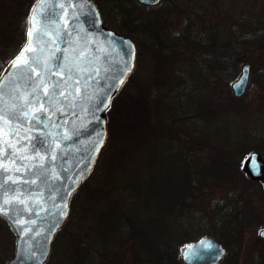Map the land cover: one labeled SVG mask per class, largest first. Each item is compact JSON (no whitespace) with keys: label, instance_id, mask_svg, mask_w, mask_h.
Returning a JSON list of instances; mask_svg holds the SVG:
<instances>
[{"label":"rangeland","instance_id":"obj_1","mask_svg":"<svg viewBox=\"0 0 264 264\" xmlns=\"http://www.w3.org/2000/svg\"><path fill=\"white\" fill-rule=\"evenodd\" d=\"M96 1L108 27L130 30L136 64L45 264H181L202 235L225 245L217 264H264V187L242 167L250 150L264 158V0ZM32 2L0 0V71L25 40ZM148 221L164 223V258L140 229ZM14 247L0 219V264Z\"/></svg>","mask_w":264,"mask_h":264},{"label":"water","instance_id":"obj_2","mask_svg":"<svg viewBox=\"0 0 264 264\" xmlns=\"http://www.w3.org/2000/svg\"><path fill=\"white\" fill-rule=\"evenodd\" d=\"M160 1L137 0L146 6ZM27 23L24 44L0 73L31 39L27 63L12 69L10 79H0V204L8 201L0 218L15 236L14 253L4 264L47 261L71 196L106 141V110L132 71L119 75L128 48L132 69L136 61L133 40L103 24L94 0H35ZM245 68L246 83L236 90L232 85ZM248 79L245 64L231 83L234 95L243 94ZM246 157L244 170L264 187V158L256 150ZM224 251L220 241L203 235L187 243L181 257L187 264H217Z\"/></svg>","mask_w":264,"mask_h":264},{"label":"snow or ice","instance_id":"obj_3","mask_svg":"<svg viewBox=\"0 0 264 264\" xmlns=\"http://www.w3.org/2000/svg\"><path fill=\"white\" fill-rule=\"evenodd\" d=\"M155 2H156V0H152V3H155ZM26 23H27V21H26ZM27 36L28 37H31L32 36V31L31 30H29L27 32ZM125 47H128V45H125ZM30 50H31V39L28 40V42L26 43V45L24 46V48L21 49L20 53L17 54L15 56V58L12 61L9 62V68L6 69L3 74H0V79H4V78L10 79L11 76H12V74H13L12 73V69H16V66L17 65H20L22 63H27V61L25 59V53L27 51H30ZM132 57H133V50L131 48H128V51L125 54L124 66H123V68H121L119 70V75L120 76L126 75V71L125 70H127L128 72H130L132 70V66L130 64V60H131ZM56 67L59 68V62L58 61L56 62ZM18 70L19 69H17V71ZM243 72H244V75L241 76L239 82H236V83H234L232 85V87L234 89H236V90L242 89V86L246 83V79H247V76H246V74H247V68H245L243 70ZM120 83H123V80H120ZM58 88H59V81L57 82L56 87L53 88V92H56L58 90ZM0 91H2V87H0ZM107 95H111V93L109 92ZM101 103H103V101H101ZM105 107H107L106 104H105ZM24 115L27 116L28 113H25ZM42 120H43V117H41V122H42ZM100 142L101 143L103 142L102 138H100ZM97 150H98V146H97ZM41 159H43V158H41ZM246 159H247V157H246ZM7 203H8V201L5 200L3 202V204H0V214H4V205H6ZM21 223H23V221H21ZM259 235L262 236V237H264V229H261L259 231ZM202 243H204V242H202ZM183 255L185 256V259H190L189 252H184Z\"/></svg>","mask_w":264,"mask_h":264},{"label":"trees","instance_id":"obj_4","mask_svg":"<svg viewBox=\"0 0 264 264\" xmlns=\"http://www.w3.org/2000/svg\"><path fill=\"white\" fill-rule=\"evenodd\" d=\"M131 29V28H130ZM123 32H124V34H128L129 35V33H131L130 32V30H123ZM114 105V106H113ZM115 107V102H114V99H113V101H112V104H111V106L109 107V109H108V111H107V115H108V117H109V113H113V111H114V108ZM163 125V124H162ZM108 126V125H107ZM157 126H158V128H160V126L157 124ZM164 126V128H172V139H174V140H176L175 138H177V137H180L181 135L179 134L177 137H176V135H175V127H174V125H173V127H172V124H168V125H163ZM167 126H169V127H167ZM167 136V135H166ZM179 139V138H178ZM195 176V175H194ZM87 180V179H86ZM85 180V181H86ZM85 181H83L82 182V184L80 185V187H79V189L80 188H82V186L84 185V183H85ZM78 189V190H79ZM77 190V191H78ZM77 191L72 195V198H71V209H72V200H73V197L75 196V194L77 193ZM121 225H123V227H125L126 228V225H124L123 223L121 224ZM164 228V223L163 222H161L160 224L159 223H156V221H148V222H145V226L143 227V224L140 226V229L141 230H143V231H147L148 232V234H149V236H151V239H152V243H151V248H153V249H156V251L155 250H153V252H157V253H160V254H156V256L157 257H159V259L160 258H164V256H167V255H169V254H167V255H164V252H171V250H172V245H169L168 244V246L165 244V242L162 240V237H160V235L162 234V232H161V230ZM166 228V227H165ZM62 230V229H61ZM61 230H59L58 231V233L61 231ZM126 231H128L129 232V230H127V229H125ZM57 233V234H58ZM130 234H132V233H130ZM128 235H129V233H128ZM155 236H157V237H155ZM162 236L164 237L165 235H163L162 234ZM158 241H157V240ZM161 240V241H160ZM166 241V240H165ZM166 245V246H165ZM107 253H112V251H105V252H103V255H105V254H107ZM153 255V254H152ZM181 264H185V263H183V262H180Z\"/></svg>","mask_w":264,"mask_h":264},{"label":"flooded vegetation","instance_id":"obj_5","mask_svg":"<svg viewBox=\"0 0 264 264\" xmlns=\"http://www.w3.org/2000/svg\"><path fill=\"white\" fill-rule=\"evenodd\" d=\"M264 239V238H263Z\"/></svg>","mask_w":264,"mask_h":264}]
</instances>
